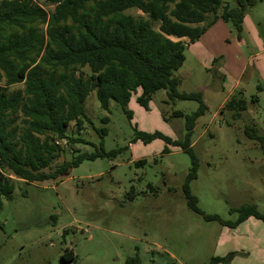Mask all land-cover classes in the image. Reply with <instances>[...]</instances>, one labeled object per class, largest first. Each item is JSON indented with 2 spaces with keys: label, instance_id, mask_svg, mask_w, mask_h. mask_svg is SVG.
<instances>
[{
  "label": "rangeland",
  "instance_id": "obj_1",
  "mask_svg": "<svg viewBox=\"0 0 264 264\" xmlns=\"http://www.w3.org/2000/svg\"><path fill=\"white\" fill-rule=\"evenodd\" d=\"M36 1L48 12L53 9ZM254 9L251 19L260 25L252 24L237 38L231 22L217 20L186 45L185 60L174 72L178 90L203 92L208 106L192 134L198 170L190 188L204 213L223 220H235L238 214L230 208L245 203L257 204L264 213V152L244 133L250 126L264 135V54L257 55L264 49V1ZM125 12L145 17L136 9ZM153 26L157 28L155 22ZM242 69L246 73L236 90L247 108L233 119V112L221 113L219 106ZM77 73L87 77L90 71L84 67ZM197 107L194 100H169L160 89L147 109L133 95L129 119L114 100L102 109L96 89L91 90L80 132H74L73 122L68 129L81 141L69 145L62 140L64 152L57 162L99 150L101 144L106 151L120 152L84 159L56 180L12 177L14 191L0 207V264H123L135 254L140 264H210L212 257L229 254L226 263L216 264H264L262 221L250 218L229 228L204 220L188 208L182 191L192 166L190 154L159 138L149 143L135 139L137 130L182 139L185 118L173 111L192 113ZM165 146L169 151L162 153ZM140 159L144 162L135 164ZM69 250L71 260L62 257Z\"/></svg>",
  "mask_w": 264,
  "mask_h": 264
},
{
  "label": "trees",
  "instance_id": "obj_2",
  "mask_svg": "<svg viewBox=\"0 0 264 264\" xmlns=\"http://www.w3.org/2000/svg\"><path fill=\"white\" fill-rule=\"evenodd\" d=\"M53 9L48 12L36 0H0V207L2 198L14 191L12 177L26 182L56 180L84 159L111 157L121 149L79 152L70 160L57 162L64 148L80 138L68 134L70 124L80 132L87 119L84 100L93 89L100 107L109 109L116 101L129 119L127 108L133 95L145 109L152 94L163 89L169 100H194L192 113L180 110L172 115L185 118L182 139L172 140L161 132L136 131L135 139L149 143L159 138L191 156L192 166L182 191L188 208L206 221H218L229 228L248 218L264 223L257 204L238 208L235 220L206 214L192 194L190 181L197 177L198 158L192 146L195 122L206 110L201 91L181 92L174 76L184 60L189 42L197 40L217 20L231 22L241 37L247 8L264 0H42ZM136 9L143 15L126 13ZM157 24V28L153 26ZM187 41H184L183 39ZM88 67L83 77L77 71ZM260 89L261 87L258 86ZM139 93L137 94V92ZM247 108L237 95L229 98L227 109L237 119ZM108 117L102 118L106 123ZM100 132L106 134V128ZM245 135L259 143L264 152V135L246 126ZM169 150L165 146L162 153ZM144 160H137L141 164ZM73 257L72 250L62 257ZM227 257H212L210 264L226 263ZM64 260H68L64 258ZM123 264H140L135 254Z\"/></svg>",
  "mask_w": 264,
  "mask_h": 264
},
{
  "label": "crops",
  "instance_id": "obj_3",
  "mask_svg": "<svg viewBox=\"0 0 264 264\" xmlns=\"http://www.w3.org/2000/svg\"><path fill=\"white\" fill-rule=\"evenodd\" d=\"M255 5H256V4H255ZM255 5L252 6V7L247 8V10H246V13H245V16H244V19H243V30H244V31H245V30H248V31H249V30H252V29H253V28H252V24H253L254 26H256V25H260V23H261V21H260L259 19H257V20H252V19H251V14H252L253 10H256V9H254V8H255ZM257 10L259 11V13L261 12L260 9H257ZM249 13H250V15H249ZM260 14H261V13H260ZM253 22H255V24H254ZM217 24H219V21L216 22V25H217ZM183 40L186 41L185 38H184ZM239 45H240V42H239ZM261 50H264V49H261ZM261 50H259V51L257 52V55L264 54V52H261V53H260ZM245 73H246V72L243 71V69H242V71L240 72L238 78H236V79H234V80H231V82H232V84L230 83L231 87L227 89V90H228V93L226 94L227 96H226L225 99L221 102V104H220V106H219V110H221L220 108L223 106V104H224L229 98H231L232 96L237 95L238 97H240L239 94H237L238 91L236 90V88L238 87L240 81L244 78ZM225 81H227V77H226V80H225ZM223 88H224V86H223ZM223 88H222V89H223ZM138 93H139V91L137 92V94H138ZM202 94H203V92H202ZM203 100H204V102H205V104H206V106H207V103H206V101H205V97H204V95H203ZM207 109H208V106H207ZM130 147H131V146H130ZM130 149H131V148H130ZM247 220H250V218H248Z\"/></svg>",
  "mask_w": 264,
  "mask_h": 264
}]
</instances>
